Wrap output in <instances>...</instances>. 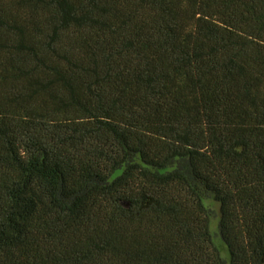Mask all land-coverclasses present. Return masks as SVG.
Instances as JSON below:
<instances>
[{
	"label": "trees",
	"instance_id": "1",
	"mask_svg": "<svg viewBox=\"0 0 264 264\" xmlns=\"http://www.w3.org/2000/svg\"><path fill=\"white\" fill-rule=\"evenodd\" d=\"M0 264H264V0H0Z\"/></svg>",
	"mask_w": 264,
	"mask_h": 264
}]
</instances>
